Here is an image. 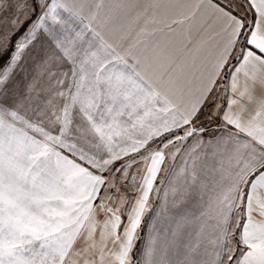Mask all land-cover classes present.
I'll return each instance as SVG.
<instances>
[{
	"label": "snow or ice",
	"instance_id": "1",
	"mask_svg": "<svg viewBox=\"0 0 264 264\" xmlns=\"http://www.w3.org/2000/svg\"><path fill=\"white\" fill-rule=\"evenodd\" d=\"M0 264H264V0H0Z\"/></svg>",
	"mask_w": 264,
	"mask_h": 264
},
{
	"label": "crops",
	"instance_id": "2",
	"mask_svg": "<svg viewBox=\"0 0 264 264\" xmlns=\"http://www.w3.org/2000/svg\"><path fill=\"white\" fill-rule=\"evenodd\" d=\"M31 64H32V62L29 61V66H30V67H31ZM20 79H21L22 81H24V83H27L28 81H30V79H31V75H29L28 78H27V80H25V79H24V75L21 74ZM209 130L211 131V126H210ZM191 143H192V141L189 140V141H188V144H191ZM185 147H187V145H185ZM180 163H181L180 157L177 156V159H176V161H175V165L178 167V166L180 165ZM168 165H169V167L171 166L170 163L168 164V162H166V164H165V169L168 168ZM164 175H165V173L162 172V173H161V176H160V179H163V178H164ZM149 215H150V213H149ZM146 219H147V217H146ZM145 231H146V229H145Z\"/></svg>",
	"mask_w": 264,
	"mask_h": 264
},
{
	"label": "rangeland",
	"instance_id": "3",
	"mask_svg": "<svg viewBox=\"0 0 264 264\" xmlns=\"http://www.w3.org/2000/svg\"><path fill=\"white\" fill-rule=\"evenodd\" d=\"M169 163L171 164V162H168V164H169ZM168 167H169V165H168Z\"/></svg>",
	"mask_w": 264,
	"mask_h": 264
}]
</instances>
